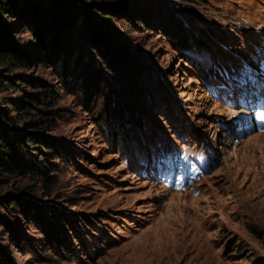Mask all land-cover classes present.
<instances>
[{
	"label": "rangeland",
	"instance_id": "rangeland-1",
	"mask_svg": "<svg viewBox=\"0 0 264 264\" xmlns=\"http://www.w3.org/2000/svg\"><path fill=\"white\" fill-rule=\"evenodd\" d=\"M61 5L56 31L65 51L80 52L72 72L39 53L45 0H13L11 15L0 12L8 39L26 56L22 65L0 66L2 81L19 86L0 92V107L24 130L30 117L23 120L14 106H34L29 95L45 86L48 102L39 109L51 120L28 132L54 147L42 155L26 143L18 157L34 163L23 175L0 176V249L8 261L264 264V132L229 137L220 123L228 126L235 110L202 79L256 49L264 0ZM93 31L102 39L96 46ZM182 33L187 45L176 51L171 40ZM98 116L106 117L110 144ZM161 142L193 151L203 145L216 158L192 189L171 191L135 170L145 146Z\"/></svg>",
	"mask_w": 264,
	"mask_h": 264
},
{
	"label": "trees",
	"instance_id": "trees-1",
	"mask_svg": "<svg viewBox=\"0 0 264 264\" xmlns=\"http://www.w3.org/2000/svg\"><path fill=\"white\" fill-rule=\"evenodd\" d=\"M45 1L46 6L42 8L40 13L44 28L37 34L43 44L38 48L39 53L45 57H49L56 66H60L62 63L67 62V68L70 72H72L77 63L80 61V52L71 50L69 53L68 50L65 51V39L62 38V36L56 31L59 25V16L63 12L61 0ZM0 12L11 15L13 13V0H6L5 6L0 3ZM113 13L114 10L108 8L105 15H112ZM127 15H129V13ZM181 32L183 31L181 30ZM34 34L35 33H32V35ZM179 37L180 38L176 41L173 39L171 40V43L176 51H179L181 48H186L187 45V41L185 36H183V33ZM99 40L102 41L100 35H98L96 31H93L90 34V41L92 45L96 46V42ZM196 41H198V39ZM198 42L201 43V41ZM25 61L26 56L12 45L11 41L8 39L7 29L0 25V66H7L16 62L22 65L21 63H24ZM85 64H87V62ZM84 67L86 66L84 65ZM7 90H19V86L14 80L4 82L0 78V92ZM48 93L49 90L45 86H42V88L34 95H29L34 106H31L32 103L29 102L14 106L16 114L23 120L30 117V120L26 124V128L24 130L13 126L14 122H12L11 114L9 112H4V110L0 107V176L13 174L23 175L25 173L24 170L27 162L28 166L34 163L31 158H28L25 163L18 157L21 153L20 151L27 147L26 143H29L34 150L42 153V155L54 153V147L52 144L48 143L41 134L28 132V128H34V130L41 129L43 125H46L51 120L50 114L42 109H39L40 104L45 101L48 102ZM115 100L117 102V99ZM112 103L115 102L112 101ZM145 104L147 105V103ZM122 106L124 109L127 107L129 108L128 104H122ZM120 109L121 108H119V112ZM32 110L36 111V117H34V120H31ZM105 118L106 117L102 118L98 116L95 118V121L106 138V142L110 144L108 139L110 129L105 123ZM140 131L143 133V126H141ZM41 148H43V150ZM0 264H11L6 257L5 251L2 249H0Z\"/></svg>",
	"mask_w": 264,
	"mask_h": 264
},
{
	"label": "snow or ice",
	"instance_id": "snow-or-ice-1",
	"mask_svg": "<svg viewBox=\"0 0 264 264\" xmlns=\"http://www.w3.org/2000/svg\"><path fill=\"white\" fill-rule=\"evenodd\" d=\"M258 116H260L261 119H264V114L257 113Z\"/></svg>",
	"mask_w": 264,
	"mask_h": 264
},
{
	"label": "bare ground",
	"instance_id": "bare-ground-1",
	"mask_svg": "<svg viewBox=\"0 0 264 264\" xmlns=\"http://www.w3.org/2000/svg\"><path fill=\"white\" fill-rule=\"evenodd\" d=\"M263 133H261L260 135H262Z\"/></svg>",
	"mask_w": 264,
	"mask_h": 264
}]
</instances>
